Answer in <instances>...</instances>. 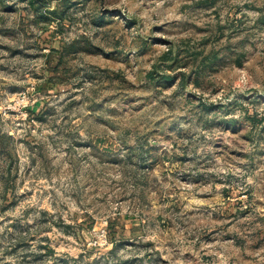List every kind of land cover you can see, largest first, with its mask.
Returning <instances> with one entry per match:
<instances>
[{"label":"rangeland","instance_id":"374dc122","mask_svg":"<svg viewBox=\"0 0 264 264\" xmlns=\"http://www.w3.org/2000/svg\"><path fill=\"white\" fill-rule=\"evenodd\" d=\"M0 264H264V0H0Z\"/></svg>","mask_w":264,"mask_h":264},{"label":"trees","instance_id":"16d2710c","mask_svg":"<svg viewBox=\"0 0 264 264\" xmlns=\"http://www.w3.org/2000/svg\"><path fill=\"white\" fill-rule=\"evenodd\" d=\"M147 77L149 78V79H152V73H149V74H147ZM165 81H170L171 80V78H170V76H165V77H162Z\"/></svg>","mask_w":264,"mask_h":264}]
</instances>
